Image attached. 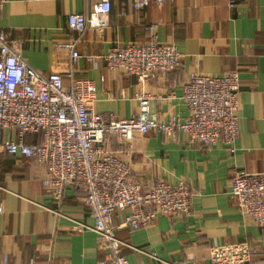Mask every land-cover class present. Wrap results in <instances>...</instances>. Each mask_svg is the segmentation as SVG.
Returning <instances> with one entry per match:
<instances>
[{"label": "crops", "instance_id": "1", "mask_svg": "<svg viewBox=\"0 0 264 264\" xmlns=\"http://www.w3.org/2000/svg\"><path fill=\"white\" fill-rule=\"evenodd\" d=\"M98 0H7L0 27L32 68L47 76L57 66L66 71L69 52L57 43L78 39L73 75L96 86L95 111L128 119L139 113V93H149V109L161 119L185 117L182 86L191 73L239 76L238 127L234 153L221 140L209 147L155 130L135 132L130 140L106 135L105 148L128 162L143 191L163 178L184 181L192 192L186 216L158 215L148 227L132 229L128 211L112 213L115 234L129 246L121 252L129 264H209L214 245L245 242L253 264H264V228L244 214L230 193L233 171L259 173L264 166V0H167L141 10L130 0H110L107 25L79 34L67 26L69 13L87 14ZM174 45L179 65L165 75L137 82L122 70L106 68L103 56L114 46L146 43ZM64 75L65 86L68 78ZM3 138H14L12 129ZM28 144L40 135L26 134ZM44 166L23 155L4 154L0 161V264H94L108 250L99 246L83 192L65 187L60 200L43 186Z\"/></svg>", "mask_w": 264, "mask_h": 264}, {"label": "built area", "instance_id": "2", "mask_svg": "<svg viewBox=\"0 0 264 264\" xmlns=\"http://www.w3.org/2000/svg\"><path fill=\"white\" fill-rule=\"evenodd\" d=\"M6 2L0 0V12ZM166 2L130 0L135 10L150 4L162 7ZM229 6H233L232 0ZM110 8V0H98L87 14L69 13L67 26L79 38L87 28L102 29L107 25ZM77 41L57 43V49L69 52L66 71L57 66L45 76L24 61L0 27V161L4 154H20L44 166L47 176L43 186L56 201L61 199L65 187L80 189L93 225L75 223L73 229L88 228L97 233L99 246L109 254L94 264H129L121 252L123 246L129 245L116 236L112 213L128 211L122 225L132 229L148 227L158 215H188L192 192L184 181L170 184L163 178L156 179L148 191H143L142 182L130 164L105 148L106 135L117 134L130 140L135 132L155 130L174 137L177 131H182L191 143L209 147L221 140L234 153L239 135V76L236 71L220 76L191 73L182 86L181 97L188 108L185 117L170 115L161 119L149 109L151 95L139 93L136 95L139 113L118 119L111 112L95 111L94 82L73 75L71 66L79 57ZM103 59L107 69L122 70L142 83L175 69L181 56L174 45L152 39L114 46ZM10 129L14 138L6 140L4 132ZM26 134L40 135V142L28 144L24 140ZM230 193L240 210L264 228V166L256 174L233 171ZM208 258L209 264H253L245 242L214 245L208 249Z\"/></svg>", "mask_w": 264, "mask_h": 264}]
</instances>
